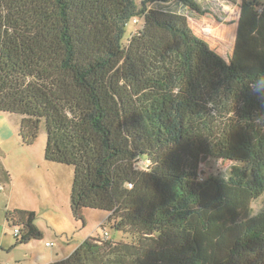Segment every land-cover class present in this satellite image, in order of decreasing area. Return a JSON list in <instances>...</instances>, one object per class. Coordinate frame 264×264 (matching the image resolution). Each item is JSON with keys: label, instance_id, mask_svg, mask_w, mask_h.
Segmentation results:
<instances>
[{"label": "trees", "instance_id": "trees-1", "mask_svg": "<svg viewBox=\"0 0 264 264\" xmlns=\"http://www.w3.org/2000/svg\"><path fill=\"white\" fill-rule=\"evenodd\" d=\"M169 1L0 0V111L27 145L46 125V160L75 167L77 219L109 213L103 237L47 264H264V1H241L227 59L154 7ZM208 158L236 164L208 180ZM6 219L18 244L44 236L33 210Z\"/></svg>", "mask_w": 264, "mask_h": 264}, {"label": "rangeland", "instance_id": "rangeland-1", "mask_svg": "<svg viewBox=\"0 0 264 264\" xmlns=\"http://www.w3.org/2000/svg\"><path fill=\"white\" fill-rule=\"evenodd\" d=\"M177 2H157L154 7H168L169 4L173 6ZM219 9L223 14L229 13L226 8ZM233 11L235 14V9ZM136 18L139 23H135L134 18L127 24L124 42H127L134 32L143 28L144 19ZM189 27L193 30L190 23ZM225 27L234 30L232 24ZM193 33L197 35L194 30ZM234 36L235 31L229 37V48ZM201 38L212 45L208 38ZM221 44L220 49L225 53V44ZM20 121L21 116L0 111V264H47L66 258L90 235L103 237L104 231L100 226L107 222L109 213L101 209L86 208L85 220L74 216L71 209V192L75 167L46 160L48 136L45 124L34 144L23 143ZM235 164L236 162L229 159L208 158L201 165V177L208 180L227 178ZM263 205L264 194L253 203L256 211ZM15 208L37 213L36 223L43 230L42 238L28 243H17L16 228L6 219L7 210ZM106 229L111 238L117 241L133 239L130 233L119 231L110 225H107ZM47 242L53 245L48 246ZM57 247L63 248L64 252H57Z\"/></svg>", "mask_w": 264, "mask_h": 264}, {"label": "crops", "instance_id": "crops-1", "mask_svg": "<svg viewBox=\"0 0 264 264\" xmlns=\"http://www.w3.org/2000/svg\"><path fill=\"white\" fill-rule=\"evenodd\" d=\"M171 1L178 2L176 3V5L172 6L171 4H169L168 7H162L159 9L170 11L173 10L174 12H181L182 14L187 16L189 23L193 27L195 33L200 37L208 38L207 40L211 42V46L227 59L235 44L238 20L240 15V3L242 0H196L202 7V9L206 10L205 13H200L190 8L181 0ZM171 1L167 3H170ZM220 7L226 8L229 13L223 14L221 9H219ZM234 9L235 14H233ZM227 24H232L234 30L232 28L227 29V27H225ZM234 31V40L229 48L227 43L230 40L229 37L231 36V34H234ZM221 39L224 41H221ZM222 42L223 44H225V53H223L220 49V47L222 46ZM48 243L49 242H47V244ZM56 251L60 253L64 252L63 248L61 247H57Z\"/></svg>", "mask_w": 264, "mask_h": 264}, {"label": "built area", "instance_id": "built-area-1", "mask_svg": "<svg viewBox=\"0 0 264 264\" xmlns=\"http://www.w3.org/2000/svg\"><path fill=\"white\" fill-rule=\"evenodd\" d=\"M135 22H139V20L138 19H135L134 20ZM1 188V187H0ZM52 243H48V245H51Z\"/></svg>", "mask_w": 264, "mask_h": 264}]
</instances>
